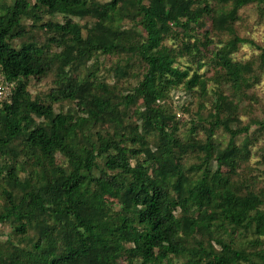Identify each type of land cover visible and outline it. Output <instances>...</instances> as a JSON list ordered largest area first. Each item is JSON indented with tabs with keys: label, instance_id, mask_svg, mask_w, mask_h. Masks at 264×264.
<instances>
[{
	"label": "trees",
	"instance_id": "obj_1",
	"mask_svg": "<svg viewBox=\"0 0 264 264\" xmlns=\"http://www.w3.org/2000/svg\"><path fill=\"white\" fill-rule=\"evenodd\" d=\"M251 4L264 0H0V264H264V177L249 163L264 117L241 119L264 48L235 28ZM27 21L52 35L15 48ZM244 44L260 52L237 59ZM49 75L33 98L29 80ZM179 87L196 105L182 124L166 103Z\"/></svg>",
	"mask_w": 264,
	"mask_h": 264
},
{
	"label": "rangeland",
	"instance_id": "obj_2",
	"mask_svg": "<svg viewBox=\"0 0 264 264\" xmlns=\"http://www.w3.org/2000/svg\"><path fill=\"white\" fill-rule=\"evenodd\" d=\"M102 1V0H100ZM33 2V0H31ZM256 6V4H251L243 7L239 11V20L235 24V28L237 30V34L242 37L246 38L248 40H252L257 46L260 48H264V4L261 5L260 9ZM261 14V15H260ZM43 22L47 20H52L54 22H62V18L57 16H43ZM72 22L79 23L80 26H82L84 23H86V20H78L77 18H72ZM31 21H27L26 28H27V34L24 39H18L14 40L12 42V45L15 48H19V45L22 42L25 41H33L37 44H45L47 41V38H49L52 34L45 32L42 29L37 28H31ZM209 26V23L206 24L205 29H207ZM197 32V30H196ZM199 38H201L199 32L196 33ZM167 45L173 44L172 40L166 42ZM256 46H250L248 44L241 45L239 47V50L237 53L234 54V57L237 59H244L247 60L251 56H254L255 54H258L260 51L259 49L255 48ZM212 47H209V50H211ZM187 57H184L182 59H179L178 62L182 65L185 63ZM114 61V58L111 56H100L98 58V62L101 64V70L99 73L100 77L107 78V82H109L110 85H114L116 82V79L112 77V72L105 71L106 68H108ZM194 67V66H193ZM211 66L208 64L204 66L201 71L206 72V76H212L213 72L209 70ZM259 79L258 82L253 86V88L249 91V94L253 95L255 99L252 100L251 108L248 109V112L242 111L241 113V119L243 122H247L249 115L251 117V112L253 111V116H257L258 118L264 117V68L259 73ZM53 76L49 75L45 79H42L40 82H37L34 79H30L28 82V91L31 94L33 98L39 97L43 98L45 94H47L50 90V88L53 87ZM121 82H125L122 80ZM129 82L133 84V80L129 79ZM212 84H208V90L210 92L212 88ZM181 89L180 91H177V89H172V91L169 94L168 101L166 102L167 105L170 107V110L172 113H174L175 118L178 123L182 124L183 122L187 123L189 119V113L187 111L182 110L184 103L186 105H189V112H194L195 110V103H190L188 99L190 97H187L186 90H184L182 87H179ZM222 90H226V87L221 86ZM211 93V92H210ZM248 102L244 103L246 105ZM135 105H138L136 103ZM134 103L123 107V116L125 118H128L132 121H135L137 118V114L135 113V107ZM54 110L56 112L59 111H66L68 108V105L66 104H54L53 105ZM200 127L196 128V130L192 133L196 139H203L205 137V133L203 131V127L206 125L203 122L199 123ZM178 133H181L183 131L182 126H178ZM255 127H252L251 130H254ZM255 134L253 133V136ZM219 136V134H218ZM220 139L225 140L226 137L222 138L219 136ZM256 140L252 143V146L250 147L251 155L249 158V163L252 165L255 170L253 171L254 175H259L260 177H264L263 170H264V152L263 150H259L264 145V134L260 137L258 135H255ZM57 161L59 164H64V159L60 156H58ZM192 161V160H190ZM224 171H227V168L223 169ZM260 181H263L262 179ZM262 183V182H261ZM263 185V184H262ZM10 228L7 225H0V241L5 240L7 238V234H9ZM264 235V234H263Z\"/></svg>",
	"mask_w": 264,
	"mask_h": 264
},
{
	"label": "built area",
	"instance_id": "obj_3",
	"mask_svg": "<svg viewBox=\"0 0 264 264\" xmlns=\"http://www.w3.org/2000/svg\"><path fill=\"white\" fill-rule=\"evenodd\" d=\"M4 84H3V80H2V78H1V76H0V94H1V92H2V90H3V88H4Z\"/></svg>",
	"mask_w": 264,
	"mask_h": 264
}]
</instances>
